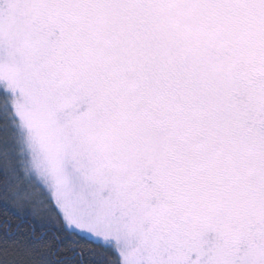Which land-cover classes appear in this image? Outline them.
<instances>
[{"label":"snow or ice","instance_id":"6c2138e0","mask_svg":"<svg viewBox=\"0 0 264 264\" xmlns=\"http://www.w3.org/2000/svg\"><path fill=\"white\" fill-rule=\"evenodd\" d=\"M0 264H264V0H0Z\"/></svg>","mask_w":264,"mask_h":264}]
</instances>
